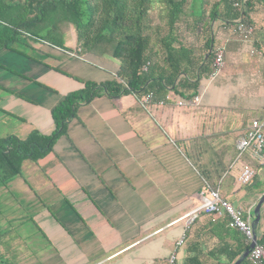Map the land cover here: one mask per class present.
Returning a JSON list of instances; mask_svg holds the SVG:
<instances>
[{
    "label": "crops",
    "instance_id": "crops-1",
    "mask_svg": "<svg viewBox=\"0 0 264 264\" xmlns=\"http://www.w3.org/2000/svg\"><path fill=\"white\" fill-rule=\"evenodd\" d=\"M251 4L246 19L254 32L248 40L234 34L235 20L230 24L220 16L211 20L207 54L223 48L219 77L209 81L203 75L195 91L182 96L167 92L175 100L201 93L199 105L177 106L172 100L144 108L136 96L126 95L99 96L77 108L66 134L34 163L41 177L39 187L52 188L53 203L46 207L38 199L41 209L21 215L14 233L0 226L3 264H167L173 252L176 264H233L242 255L231 261L220 252L226 245L234 246L233 228L223 226L226 216L201 211L192 221L187 216L200 208L198 192L207 186L218 189L251 221L264 194V164L243 154L240 161L256 171L244 186L236 183L239 165H233L236 139L251 120L264 116V0ZM158 23L156 18L153 26ZM182 29L175 45L202 54L201 39ZM72 37L66 45L74 48L73 33ZM54 50L52 58H69ZM207 54H202L203 60ZM102 60L106 66L99 65L103 68L97 72L87 70V81L113 77L117 64ZM79 80L82 86L84 80ZM263 234L264 204L257 239ZM181 237L182 244L176 246Z\"/></svg>",
    "mask_w": 264,
    "mask_h": 264
},
{
    "label": "trees",
    "instance_id": "trees-1",
    "mask_svg": "<svg viewBox=\"0 0 264 264\" xmlns=\"http://www.w3.org/2000/svg\"><path fill=\"white\" fill-rule=\"evenodd\" d=\"M238 1H243L242 10L234 7ZM250 9L251 0H0V49H12L15 43L30 39L69 53L79 48V56L117 64L110 80L84 81L51 108L53 130L49 134L32 130L24 139L0 138V183L20 175L24 161L35 163L46 156L66 134L77 108L96 97L134 95L139 99L152 93L160 99L169 90L180 96L195 91L213 58V50L207 54L212 43L211 20L220 16L228 24L241 19L251 25L246 19ZM156 18L159 23L153 26ZM182 28L188 36L201 39L205 60L203 53L198 55L192 48L175 45L184 32ZM71 32L74 48L66 45ZM224 221L223 226L229 229L228 218ZM230 238L234 246L226 245L220 252L234 261L248 244L236 229L231 230ZM261 242L264 234L257 239ZM3 262L0 252V264ZM240 264L250 263L246 258Z\"/></svg>",
    "mask_w": 264,
    "mask_h": 264
},
{
    "label": "rangeland",
    "instance_id": "rangeland-1",
    "mask_svg": "<svg viewBox=\"0 0 264 264\" xmlns=\"http://www.w3.org/2000/svg\"><path fill=\"white\" fill-rule=\"evenodd\" d=\"M69 38H73L72 33ZM52 51L55 53L54 49L30 39L15 43L12 49H0V138L15 136L24 139L32 130L49 134L48 111L66 93L81 86L79 79L87 81V70L97 72L107 64L102 59L94 61L89 58L93 56L88 55L66 59L59 55L55 59L50 55ZM112 67L115 68L116 64ZM21 173L4 184L0 183V226L12 229V233L18 231L21 215L41 209L38 199L44 200L48 207L55 197L52 188L39 187L41 177H37L39 172L33 162L24 161ZM11 237L14 238L13 235ZM11 251L13 255L19 253L18 250Z\"/></svg>",
    "mask_w": 264,
    "mask_h": 264
},
{
    "label": "built area",
    "instance_id": "built-area-1",
    "mask_svg": "<svg viewBox=\"0 0 264 264\" xmlns=\"http://www.w3.org/2000/svg\"><path fill=\"white\" fill-rule=\"evenodd\" d=\"M242 2L243 1L236 2L234 7L242 10ZM233 32L240 40L245 41L252 36L254 29L251 25L243 22L241 19H237L234 22ZM79 52L80 49L77 48L76 51L72 53H64L72 57H80L78 55ZM147 64L144 66L143 70L146 69ZM223 67V48L218 47L213 51V58L207 74V79L212 81L219 77ZM201 97V93H198L188 99L175 100L166 94L163 98L156 99L152 93H148L139 98V102L144 108L151 104L164 106L167 101L172 100H174L177 106H189L199 105ZM235 150L236 160L233 165H239L235 181L238 185L244 186L251 182L256 175V171L249 164L240 161L243 154L248 153L259 164H264V118L253 119L250 121L244 134L236 139ZM198 197L201 201V206L188 214L187 217L189 218V221H192L199 211L204 212L205 214H213L215 216H226L228 218V226L241 232L245 237L246 243L249 245L253 237L250 217L243 216L241 210L236 209L230 202L222 198L218 189H212L207 186L198 192ZM182 242L183 237L177 240L176 246H180ZM247 259L250 264H262L264 262V242H256L255 246L250 250ZM167 264H176V254L174 252L167 258Z\"/></svg>",
    "mask_w": 264,
    "mask_h": 264
},
{
    "label": "water",
    "instance_id": "water-1",
    "mask_svg": "<svg viewBox=\"0 0 264 264\" xmlns=\"http://www.w3.org/2000/svg\"><path fill=\"white\" fill-rule=\"evenodd\" d=\"M264 204V194L258 200L253 212H252V221H251V228H252V240L248 245V248L242 253V255L233 263V264H240L244 259H246L250 253V250L255 246L257 242V235H256V227L260 220V211L261 207Z\"/></svg>",
    "mask_w": 264,
    "mask_h": 264
}]
</instances>
